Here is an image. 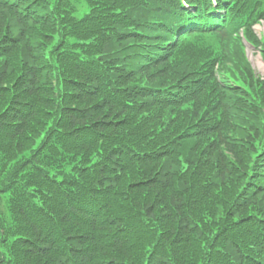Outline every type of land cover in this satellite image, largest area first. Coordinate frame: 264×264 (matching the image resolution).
I'll return each instance as SVG.
<instances>
[{
    "label": "trees",
    "instance_id": "16d2710c",
    "mask_svg": "<svg viewBox=\"0 0 264 264\" xmlns=\"http://www.w3.org/2000/svg\"><path fill=\"white\" fill-rule=\"evenodd\" d=\"M182 1L0 0V264H264V0Z\"/></svg>",
    "mask_w": 264,
    "mask_h": 264
},
{
    "label": "rangeland",
    "instance_id": "374dc122",
    "mask_svg": "<svg viewBox=\"0 0 264 264\" xmlns=\"http://www.w3.org/2000/svg\"><path fill=\"white\" fill-rule=\"evenodd\" d=\"M260 29L259 28H257L256 27V31L258 32ZM249 56L250 57H252L251 58V63H252V65H253V67H254V69H255V71L257 72H261V70L263 71V64H262V62H261V60H260V58L258 57V54H256V53H254L253 51H249ZM102 107V106H101ZM99 112H101V113H104L105 115H107L106 116V119H112V117L111 116H109V114H107L106 113V110L104 109V108H102ZM120 115L119 114H117V116L115 117V118H118ZM0 153H1V151H0ZM16 158H18V156H16ZM4 159L6 160V165H7V168L8 167H10L11 165H13L14 163H15V161L14 162H11V161H9L8 160V157H4ZM133 178H134V176H125V177H123L122 179H121V181H120V184L118 185V186H116L117 188H120V187H122V186H126V182L129 180V181H133ZM138 179V176H136V178H134V180H137ZM115 188V187H114ZM137 248V251L136 250H134V251H132L130 254L133 256V257H135V261H136V263L138 262V264H141V262L143 261V259H144V257L146 256V255H148V253H149V247L147 246V245H145V244H143V245H140V246H137L136 247ZM141 252L140 254H142L141 255V257L140 258H138V252ZM33 254H31L30 256H32ZM29 256V257H30ZM189 259H192L191 257H190V255H189V252H188V256H187ZM21 262H22V264H23V259H21ZM21 264V263H20Z\"/></svg>",
    "mask_w": 264,
    "mask_h": 264
}]
</instances>
